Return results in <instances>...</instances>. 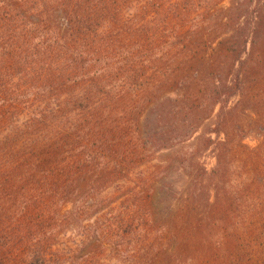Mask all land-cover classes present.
<instances>
[{"label":"trees","instance_id":"trees-1","mask_svg":"<svg viewBox=\"0 0 264 264\" xmlns=\"http://www.w3.org/2000/svg\"><path fill=\"white\" fill-rule=\"evenodd\" d=\"M0 264H264V0H0Z\"/></svg>","mask_w":264,"mask_h":264},{"label":"rangeland","instance_id":"rangeland-1","mask_svg":"<svg viewBox=\"0 0 264 264\" xmlns=\"http://www.w3.org/2000/svg\"><path fill=\"white\" fill-rule=\"evenodd\" d=\"M248 143L250 145H254L256 142H254L253 140H249ZM204 157H206L204 159V163L207 165L208 169H211L215 165V160L210 156V154H206Z\"/></svg>","mask_w":264,"mask_h":264}]
</instances>
